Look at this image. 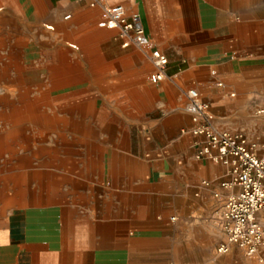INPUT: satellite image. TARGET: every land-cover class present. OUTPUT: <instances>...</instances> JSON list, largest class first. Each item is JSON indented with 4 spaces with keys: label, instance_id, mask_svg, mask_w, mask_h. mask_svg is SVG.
Instances as JSON below:
<instances>
[{
    "label": "crops",
    "instance_id": "obj_1",
    "mask_svg": "<svg viewBox=\"0 0 264 264\" xmlns=\"http://www.w3.org/2000/svg\"><path fill=\"white\" fill-rule=\"evenodd\" d=\"M90 1L0 0L25 91L35 77L55 90L69 79V147L42 152L31 138L5 172L0 264H187L170 257L190 233H216L218 220L181 209L221 208L239 188L200 186L227 180L228 169L195 158L197 138L182 133L193 126L186 91H198L220 128L264 141V0H105L139 15L166 55L157 83L143 52L98 27L103 9Z\"/></svg>",
    "mask_w": 264,
    "mask_h": 264
},
{
    "label": "built area",
    "instance_id": "obj_2",
    "mask_svg": "<svg viewBox=\"0 0 264 264\" xmlns=\"http://www.w3.org/2000/svg\"><path fill=\"white\" fill-rule=\"evenodd\" d=\"M102 7L103 17L98 27L115 31L124 48L134 46L143 52L154 67L150 81L157 83L166 78L168 59L147 35L143 21L137 14L129 16L121 4L108 5L105 0H91L90 7ZM67 18V17H66ZM74 48V46H72ZM186 112L193 126L182 133L196 137L195 158L220 163L227 167V180H203L201 187L233 189L223 202L220 227L224 240L217 253L227 254L239 249L252 259L262 262L264 251V141H250L243 131L220 128L210 105L200 98L197 90L186 91ZM260 109L257 114H263ZM219 197L218 193H214Z\"/></svg>",
    "mask_w": 264,
    "mask_h": 264
},
{
    "label": "rangeland",
    "instance_id": "obj_3",
    "mask_svg": "<svg viewBox=\"0 0 264 264\" xmlns=\"http://www.w3.org/2000/svg\"><path fill=\"white\" fill-rule=\"evenodd\" d=\"M6 45V33H0V116L3 110L6 116L5 120L0 119V191L3 190V179L8 178L7 175L4 176L5 172L9 168L10 170L17 168L15 157L19 151L24 150L25 141L35 139L38 150L42 152L52 151L51 142L55 141L59 143V151H64L65 147H69V79L60 80L58 82L60 87L55 90L51 88L52 84L48 79H43L42 84L38 85L41 81L35 77L29 82L36 84L25 91L23 77L27 73L24 72V61L18 59L17 53L11 56ZM36 60L40 61V59ZM60 65L58 61L56 67ZM47 92H49V98L43 97V93ZM30 102L33 105H30ZM56 104L58 107L55 108ZM31 107H41L42 110L29 112L27 109ZM36 119H53V125L40 126ZM8 141L9 144H7ZM31 146L34 147L35 144ZM9 156L10 160L7 159ZM4 187L7 189V182ZM222 209L223 203L221 208H193L187 204L184 209H181L182 215L187 219L193 216L205 219L214 217L216 214L217 231L216 233L202 231L199 237L197 232L196 234L190 233V237L184 239L185 248H180L170 259H179L187 264H245V260L258 263L257 259L245 256L236 248H232L227 254L217 253V247L224 240L220 227ZM187 224L190 225L189 220Z\"/></svg>",
    "mask_w": 264,
    "mask_h": 264
},
{
    "label": "bare ground",
    "instance_id": "obj_4",
    "mask_svg": "<svg viewBox=\"0 0 264 264\" xmlns=\"http://www.w3.org/2000/svg\"><path fill=\"white\" fill-rule=\"evenodd\" d=\"M31 103H32V102H30V105H33V103H32V104H31ZM4 111H5V110H3V113H4ZM28 111H29V112H36L37 110H36L35 108H33V109H32V108H29ZM3 113L1 114L0 119H5L6 116H5V114H3Z\"/></svg>",
    "mask_w": 264,
    "mask_h": 264
}]
</instances>
